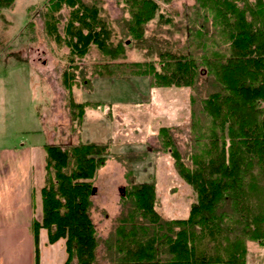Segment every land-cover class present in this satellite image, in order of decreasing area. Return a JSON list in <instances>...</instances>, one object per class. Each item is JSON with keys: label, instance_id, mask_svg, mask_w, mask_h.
<instances>
[{"label": "trees", "instance_id": "obj_1", "mask_svg": "<svg viewBox=\"0 0 264 264\" xmlns=\"http://www.w3.org/2000/svg\"><path fill=\"white\" fill-rule=\"evenodd\" d=\"M14 1L0 0V9ZM115 1L127 15L116 21L121 34L131 38L144 57L143 62L115 67L135 69L156 88L194 90L205 76L203 97H191L198 109L192 110L195 131L184 157L190 164L183 161L168 127L157 135L197 201L186 218L165 221L154 210V185H133L120 199L127 206L125 212L102 240L89 208L106 146L44 145L42 218L30 227L34 264H38L40 229L46 230L49 245L65 240L63 264H100L96 260L100 245L107 264H246L247 241L264 247V0H192L178 31L196 51L145 36L146 26L155 19L159 25L174 26L173 19L162 14L174 0ZM101 4L102 0H47L43 12L47 35L67 47L71 56L83 57L94 45L116 58L123 45L119 42L112 48L113 30L101 16ZM64 8L68 16L61 34ZM71 67L61 74V85L72 120H82L86 103L71 98ZM100 74H110L108 65Z\"/></svg>", "mask_w": 264, "mask_h": 264}, {"label": "rangeland", "instance_id": "obj_2", "mask_svg": "<svg viewBox=\"0 0 264 264\" xmlns=\"http://www.w3.org/2000/svg\"><path fill=\"white\" fill-rule=\"evenodd\" d=\"M46 2L15 0L11 6L0 9V162L6 160L7 154L20 153L12 166L14 170L20 169V181L16 184L23 185V171L29 164L25 156H31L38 213L42 212L40 188L45 174L43 146L104 145L107 157L93 179L89 208L98 238L105 239L114 228L116 218L127 208L121 204L122 195L136 184L154 185V210L161 219L186 218L190 206L197 201L196 193L179 177L173 159L163 150L157 135L160 128L168 127L183 161L190 164L184 157L191 150V131H195L192 110L198 109V102L192 105L191 97L198 100L203 97L205 76L199 78L194 90L156 88L149 85L147 77L137 75L135 69L115 67L144 60L143 52L117 26L122 14L127 15L115 0H102L101 16L113 30L112 48L120 42L123 53L112 59L92 45L83 57L71 56L67 47L58 46L46 33L43 24ZM192 3L174 0L162 11L173 19L174 26L159 25L155 19L146 26L145 36L196 51L178 31L182 13ZM60 15L62 34L68 9L64 8ZM70 64L74 66L69 68L73 73L71 98L75 103H86L82 120H72L67 92L61 85V74ZM104 65H108V76L100 74ZM6 174V167H2L0 187L4 186V198L12 192L6 188L9 183ZM64 241L60 239L51 247L43 231L41 264H62L66 258ZM246 248V264H264V247L247 241ZM51 249L56 250L53 259ZM104 253L100 245L96 249L100 264H107Z\"/></svg>", "mask_w": 264, "mask_h": 264}, {"label": "crops", "instance_id": "obj_3", "mask_svg": "<svg viewBox=\"0 0 264 264\" xmlns=\"http://www.w3.org/2000/svg\"><path fill=\"white\" fill-rule=\"evenodd\" d=\"M18 154L20 156V153L7 154L6 160L0 162V170L6 167L5 179L9 181L6 188L12 191L7 198H4L2 194L4 186L0 187V264H34V243L30 227L33 221L40 222L42 218L41 211L36 213L37 198L32 186L31 156H25L29 164L23 171L24 184H16L20 181V169L14 170L12 164ZM43 231L46 232L44 229L38 232V264L42 262L40 235ZM49 246L52 247L54 244ZM54 251L56 250H50L51 256H49L52 259L55 255Z\"/></svg>", "mask_w": 264, "mask_h": 264}, {"label": "water", "instance_id": "obj_4", "mask_svg": "<svg viewBox=\"0 0 264 264\" xmlns=\"http://www.w3.org/2000/svg\"><path fill=\"white\" fill-rule=\"evenodd\" d=\"M120 191H122V190H120ZM91 194H93V190L91 191ZM122 196H124V194Z\"/></svg>", "mask_w": 264, "mask_h": 264}]
</instances>
